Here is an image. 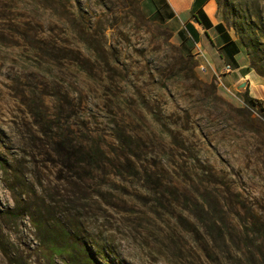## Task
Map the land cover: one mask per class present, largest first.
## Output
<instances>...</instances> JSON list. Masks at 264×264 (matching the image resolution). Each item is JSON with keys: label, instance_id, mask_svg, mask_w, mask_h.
I'll list each match as a JSON object with an SVG mask.
<instances>
[{"label": "rangeland", "instance_id": "rangeland-1", "mask_svg": "<svg viewBox=\"0 0 264 264\" xmlns=\"http://www.w3.org/2000/svg\"><path fill=\"white\" fill-rule=\"evenodd\" d=\"M247 8L263 87L234 97L135 0H0V264H264Z\"/></svg>", "mask_w": 264, "mask_h": 264}, {"label": "crops", "instance_id": "crops-1", "mask_svg": "<svg viewBox=\"0 0 264 264\" xmlns=\"http://www.w3.org/2000/svg\"><path fill=\"white\" fill-rule=\"evenodd\" d=\"M139 6L147 19L171 29L185 54L207 65L204 79L212 81L220 75L234 86L250 79L251 94L263 87L245 71L249 56L235 30L223 20L217 0H139ZM226 64L231 72L225 71Z\"/></svg>", "mask_w": 264, "mask_h": 264}, {"label": "trees", "instance_id": "trees-1", "mask_svg": "<svg viewBox=\"0 0 264 264\" xmlns=\"http://www.w3.org/2000/svg\"><path fill=\"white\" fill-rule=\"evenodd\" d=\"M139 3V0H135ZM219 8H223L224 12V21L230 22V17L227 14V9L230 7V0H217ZM227 8V9H226ZM254 21L249 18V9H244V11H241V15L239 16V19L233 20L231 22V26L236 30L237 35L239 37V40H241L242 44L250 51L254 49L255 42L257 41L259 35L257 31H255V28L253 27ZM190 57H193V55H189ZM249 101H253L252 99H249ZM252 102V103H253ZM216 203L218 208L220 209L221 216L223 218V221H226L227 217L225 216V208L222 205L221 200L216 199ZM199 206L205 210L206 206L204 204H199Z\"/></svg>", "mask_w": 264, "mask_h": 264}, {"label": "built area", "instance_id": "built-area-1", "mask_svg": "<svg viewBox=\"0 0 264 264\" xmlns=\"http://www.w3.org/2000/svg\"><path fill=\"white\" fill-rule=\"evenodd\" d=\"M198 67H199V69H200V71H201L202 73H207V71H208V67H207L206 64L201 63V64H199ZM225 71H226V72H231V71H232V67H231L229 64H226V65H225ZM216 78H217L219 84H220V85H223L224 88H225V90H226L230 95H232V96H234V97H238V96H237V91H236V89H235V88L233 89V88H231V87H228V86L224 85L223 82H222V79H221V76H220V75H217Z\"/></svg>", "mask_w": 264, "mask_h": 264}, {"label": "water", "instance_id": "water-1", "mask_svg": "<svg viewBox=\"0 0 264 264\" xmlns=\"http://www.w3.org/2000/svg\"><path fill=\"white\" fill-rule=\"evenodd\" d=\"M250 82L249 80H244V81H241L237 86H236V89L237 91L239 92H243L244 90H246V88L249 86Z\"/></svg>", "mask_w": 264, "mask_h": 264}]
</instances>
